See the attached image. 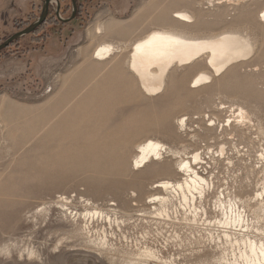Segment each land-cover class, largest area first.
Instances as JSON below:
<instances>
[{
	"label": "rangeland",
	"instance_id": "1",
	"mask_svg": "<svg viewBox=\"0 0 264 264\" xmlns=\"http://www.w3.org/2000/svg\"><path fill=\"white\" fill-rule=\"evenodd\" d=\"M75 1L80 14L72 0H31L0 16V264H134L144 246L150 264H216L208 230L170 223L147 199L163 195L156 182L181 180L178 162L194 152L212 185L207 203L264 186V0ZM46 6L47 21L24 33ZM182 8L194 9L190 29L239 28L254 51L196 88L204 67H176L153 95L127 71L126 52L93 57L101 41L132 42ZM95 25L107 34L88 32ZM147 139L170 151L139 167Z\"/></svg>",
	"mask_w": 264,
	"mask_h": 264
},
{
	"label": "bare ground",
	"instance_id": "2",
	"mask_svg": "<svg viewBox=\"0 0 264 264\" xmlns=\"http://www.w3.org/2000/svg\"><path fill=\"white\" fill-rule=\"evenodd\" d=\"M164 17L165 21L161 23L154 19L152 22L156 26L132 42L101 41L93 57L106 60L116 52H126L127 71L145 94L153 95L166 86L169 75L176 67H204L192 77L191 82L196 88L211 82L215 75L231 65L243 63L254 51V38L238 27L208 33L190 29L195 17L193 8L177 9ZM259 20L264 21V8L260 11ZM116 28L114 30L118 34L121 29ZM92 30L99 37L107 34L101 25H95L88 32ZM238 117L241 120L247 117L242 107L238 109ZM182 120H179L180 124ZM137 149L133 162L139 167L145 166L153 157L159 159L163 152L170 151L156 139L144 140ZM220 150L223 152V147ZM199 154L194 152L190 160H179V171L184 174L181 180L155 183L154 188H160L163 195H151L147 199V203L152 205L151 210L159 217H166L170 223L198 225L208 230L215 243L212 248L218 250L213 257L216 264H264V186L260 192H254L253 196L244 199L218 192L211 203H207V191L212 185L193 167L201 159ZM174 198L179 199L180 207L171 206ZM143 258L158 260L155 251L147 246L133 255L134 264H150Z\"/></svg>",
	"mask_w": 264,
	"mask_h": 264
},
{
	"label": "crops",
	"instance_id": "3",
	"mask_svg": "<svg viewBox=\"0 0 264 264\" xmlns=\"http://www.w3.org/2000/svg\"><path fill=\"white\" fill-rule=\"evenodd\" d=\"M31 0H0V16L3 12L15 15L21 8H28Z\"/></svg>",
	"mask_w": 264,
	"mask_h": 264
},
{
	"label": "water",
	"instance_id": "4",
	"mask_svg": "<svg viewBox=\"0 0 264 264\" xmlns=\"http://www.w3.org/2000/svg\"><path fill=\"white\" fill-rule=\"evenodd\" d=\"M72 1H73V7L75 9L74 12H75L76 11V3H75V0H72ZM47 13H48V7L46 6L45 9H44L43 14L41 15V17L36 22H34L33 24H31L27 29H25L24 30V33L25 32H29V31L31 32L33 29H35L44 20V18L46 17ZM73 15H74V13H73ZM13 39L14 38H12L11 41L10 40H7V42H5L3 44V47L7 46L10 42L13 41Z\"/></svg>",
	"mask_w": 264,
	"mask_h": 264
},
{
	"label": "trees",
	"instance_id": "5",
	"mask_svg": "<svg viewBox=\"0 0 264 264\" xmlns=\"http://www.w3.org/2000/svg\"><path fill=\"white\" fill-rule=\"evenodd\" d=\"M75 3H76V1H75ZM81 7H82V5H81V2H79V5L76 3V8H79V12H81L82 10H81ZM78 10L76 9V11H75V14H76V12H77ZM78 13V12H77ZM49 13H47V15H48ZM78 14H80V13H78ZM47 15H46V17L44 18V20L35 28V29H33L31 32H35L42 24H44L46 21H47ZM53 17V16H52ZM51 17V18H52ZM75 19H79V15L75 18Z\"/></svg>",
	"mask_w": 264,
	"mask_h": 264
}]
</instances>
